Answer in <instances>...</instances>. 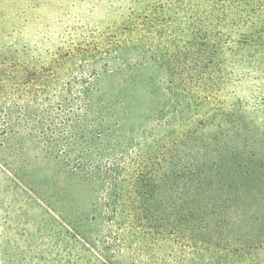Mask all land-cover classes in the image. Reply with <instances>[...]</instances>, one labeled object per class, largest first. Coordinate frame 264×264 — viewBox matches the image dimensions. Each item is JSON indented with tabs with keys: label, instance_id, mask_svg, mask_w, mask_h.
<instances>
[{
	"label": "trees",
	"instance_id": "1",
	"mask_svg": "<svg viewBox=\"0 0 264 264\" xmlns=\"http://www.w3.org/2000/svg\"><path fill=\"white\" fill-rule=\"evenodd\" d=\"M108 6L100 28L1 38L0 148L92 193L85 264H264V0Z\"/></svg>",
	"mask_w": 264,
	"mask_h": 264
},
{
	"label": "rangeland",
	"instance_id": "2",
	"mask_svg": "<svg viewBox=\"0 0 264 264\" xmlns=\"http://www.w3.org/2000/svg\"><path fill=\"white\" fill-rule=\"evenodd\" d=\"M112 1L0 0V44L100 28ZM242 92L253 103L252 82ZM27 153L0 148V264H85L90 247L77 230L97 232L108 215L89 209L92 193L56 162Z\"/></svg>",
	"mask_w": 264,
	"mask_h": 264
}]
</instances>
